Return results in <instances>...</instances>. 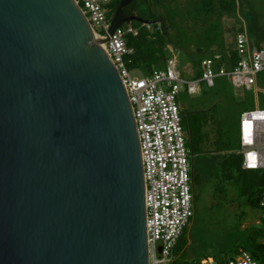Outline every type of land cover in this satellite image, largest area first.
Listing matches in <instances>:
<instances>
[{
    "label": "water",
    "instance_id": "water-1",
    "mask_svg": "<svg viewBox=\"0 0 264 264\" xmlns=\"http://www.w3.org/2000/svg\"><path fill=\"white\" fill-rule=\"evenodd\" d=\"M131 105L76 0H0V264H151Z\"/></svg>",
    "mask_w": 264,
    "mask_h": 264
},
{
    "label": "built area",
    "instance_id": "built-area-1",
    "mask_svg": "<svg viewBox=\"0 0 264 264\" xmlns=\"http://www.w3.org/2000/svg\"><path fill=\"white\" fill-rule=\"evenodd\" d=\"M95 37L101 41L128 90L140 139L146 183L147 231L151 264H174L175 250L186 228L195 217L192 153L182 125V108L178 96L183 87L191 95L200 93V84L215 87L218 77L229 78L239 89L252 90L258 76L264 72V43L257 44L246 33L236 38L239 62L233 70L217 55L203 62L200 80L182 78L175 58L152 75L134 78L130 57L134 50L128 46L130 37H138V28L125 25L113 36L110 4L112 0H76ZM148 29L152 24H144ZM98 29L102 31L99 33ZM103 37H107L104 41ZM218 64L219 74H215ZM241 146L244 170H264V110L245 113L241 121ZM264 218V196L261 201ZM162 250V251H161ZM195 264H219L203 261ZM227 264H263L242 250Z\"/></svg>",
    "mask_w": 264,
    "mask_h": 264
},
{
    "label": "rangeland",
    "instance_id": "rangeland-1",
    "mask_svg": "<svg viewBox=\"0 0 264 264\" xmlns=\"http://www.w3.org/2000/svg\"><path fill=\"white\" fill-rule=\"evenodd\" d=\"M171 1L173 2L169 5V9L182 8L187 11L190 7L192 8V0ZM238 1L242 16L226 22L225 18L221 27L217 29L216 26L214 42L220 43L226 40L228 43H235L237 35L224 33V30L236 23L242 28H245L247 24L251 40L258 44L263 42L264 33L258 36L252 25L256 23L264 28V0ZM193 24L194 22L191 29L178 25L174 30L177 47H171L170 52V57L177 60L179 71L186 81L202 78L203 70L195 67L192 61L193 55L206 61L213 59L218 50L217 44L205 42L203 51L200 53L197 51L200 47L199 42L207 38V28L198 29ZM98 31L102 33L99 29ZM214 71L216 75L219 74L218 65ZM132 76L145 77L139 71L133 72ZM178 104L186 115L200 113V116L207 121L204 133L209 134L211 140L208 138L210 147L205 149V152H219V155L223 157L222 151H226L223 148H226V144L231 141L230 148L234 158L242 159V116L250 111L264 110V72L258 76V84L252 90L236 88L227 77L216 78L215 87L201 83L200 93L197 95H191L186 87H183L178 96ZM209 156L203 155L196 159V172L201 178L195 188L197 196L195 217L186 228L179 241V249L175 250L174 255L175 258L180 257L182 262L190 264L201 261L227 264L244 249L253 255L249 240L252 236L258 237V243H264L262 209L249 204L244 195L247 182L241 177L239 169L234 168L229 172L223 167V163L213 158L208 159ZM211 171H217L218 174L212 175Z\"/></svg>",
    "mask_w": 264,
    "mask_h": 264
},
{
    "label": "trees",
    "instance_id": "trees-1",
    "mask_svg": "<svg viewBox=\"0 0 264 264\" xmlns=\"http://www.w3.org/2000/svg\"><path fill=\"white\" fill-rule=\"evenodd\" d=\"M123 1L125 0H112L110 4L112 22L114 21L116 13ZM172 2L173 1L171 0H135L134 3L124 9V14L128 18L138 17L152 24L151 29H148L144 26V24L138 22H134L130 25L140 30L138 37L132 36L128 39V46L134 50V54L130 57V70L139 71L145 76H150L155 70L164 69L166 67L167 61L170 58L171 47H177L174 38V30L178 27V25L181 27L184 25L185 28L191 29L193 22L195 28H207V38L199 42L200 47L197 51L199 53L203 51V45L205 42L208 44L212 43V45H214V43L217 44L216 46L218 50L215 57L217 55H221L223 57L222 64L228 70H233L239 62V56L236 51V42L232 44L228 43L226 40H222L220 43L214 42V34L216 26L217 29L219 26L221 27V24L225 18L226 22L230 19L235 20L239 16H242V9L239 1L192 0V8L190 7L187 11L182 8L175 10L169 9V5ZM127 26L128 25H125V27ZM252 28L258 36L263 35L264 28L259 27V25L256 23L252 25ZM224 33H235L237 36L240 33L248 34L249 26L246 24V27L242 28L236 23L235 25L233 24L231 28H225ZM178 35L180 38L179 33ZM262 43H264V41L259 42V44ZM192 61L194 62L195 67L200 70L202 69L204 62L203 59H201L199 56L196 57L193 55ZM221 65L218 64V66ZM181 115L182 125L188 138L187 146L192 153L191 165L194 182L193 190L195 198V210L197 197L195 188L198 180L201 178L200 174L196 172V159L203 155H210V158L208 157V159L213 158L217 161H220V163H223V167L228 169L229 172L234 168H238L239 172L241 173V177L247 182L244 187V195L247 197L249 204L252 207L261 209V201L264 196V170H244V157L242 156V159L234 158V154L230 148V144L232 145L231 141L230 143L226 144V148H223V150L226 149V151H222L223 157L219 155V152H205V149L210 147L209 143L211 140V138H209L210 135L204 133L205 127L207 126V121L204 120L203 116H200V113L186 115V113L182 111ZM208 138L210 139L209 141ZM221 172L223 171L221 170ZM248 173L252 174L248 176ZM214 174H218L217 171L212 172V175ZM262 221L264 222L263 217ZM257 238L258 237L256 236H252V238L249 239L250 247L253 250L252 256L256 261L264 264V243H258ZM178 249L179 243L176 247V251ZM244 251L247 250L244 249ZM174 264L190 263L182 262L180 257H176Z\"/></svg>",
    "mask_w": 264,
    "mask_h": 264
},
{
    "label": "crops",
    "instance_id": "crops-1",
    "mask_svg": "<svg viewBox=\"0 0 264 264\" xmlns=\"http://www.w3.org/2000/svg\"><path fill=\"white\" fill-rule=\"evenodd\" d=\"M255 42V41H254ZM243 156V155H242Z\"/></svg>",
    "mask_w": 264,
    "mask_h": 264
}]
</instances>
